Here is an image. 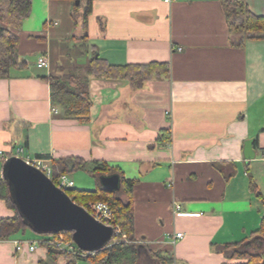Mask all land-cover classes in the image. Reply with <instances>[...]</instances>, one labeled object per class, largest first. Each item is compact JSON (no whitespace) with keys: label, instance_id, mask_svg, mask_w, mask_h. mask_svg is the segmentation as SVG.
Returning <instances> with one entry per match:
<instances>
[{"label":"crops","instance_id":"0c3cea01","mask_svg":"<svg viewBox=\"0 0 264 264\" xmlns=\"http://www.w3.org/2000/svg\"><path fill=\"white\" fill-rule=\"evenodd\" d=\"M247 4L264 16V0ZM84 6L34 0L15 30L19 65L0 78V150L21 145L50 165L66 157L105 163L134 181L135 237L146 251L174 264L245 263L217 247L250 237L264 218V39L231 32L222 0H93L86 26ZM42 55L49 67L38 66ZM93 57L115 66L168 64L170 74L138 89L91 76L89 121L67 118L52 105L45 77ZM249 140L253 160L245 157ZM217 163L232 165L229 178ZM174 202L183 207L178 214ZM14 216L0 198V220ZM36 237L27 230L0 240V264H68L44 245L17 249ZM143 251L137 264H154Z\"/></svg>","mask_w":264,"mask_h":264},{"label":"trees","instance_id":"16d2710c","mask_svg":"<svg viewBox=\"0 0 264 264\" xmlns=\"http://www.w3.org/2000/svg\"><path fill=\"white\" fill-rule=\"evenodd\" d=\"M34 0H0V78L8 77L12 67L19 65V42L20 38L15 32L22 27L23 22L31 15ZM78 2L79 0H70ZM84 24L93 13V0H84ZM226 12L229 30L233 33H241L247 39H264V16L254 14L247 0H222ZM78 6V5H77ZM81 40H86L83 37ZM170 66L168 64L153 63L149 65L115 66L105 59L93 57L80 73H71L58 76L52 74L45 77L51 86V102L54 107H62L67 118L87 122L90 119L91 99L89 92V78L91 76L102 78H124L130 81L134 88H142L144 84L153 78L168 77ZM215 166L221 170L227 178L230 173L226 172V166L231 164L217 163ZM54 170L53 181L58 184L61 174H71L78 171H88L95 175L98 180L101 176L119 174L121 188L118 191L106 190L101 184L93 191L71 189L68 195L77 204L87 207L90 203L99 201L110 203L117 218V224L121 227L122 234L114 235L111 245L97 251L96 260L101 264H122L124 259H132L138 263L146 248L136 241L134 230V204L132 190L134 181L126 180L115 169H111L105 163L98 161L87 162L79 157H66L52 163ZM233 175V174H232ZM231 175V176H232ZM252 190L261 198V192L257 189L254 181ZM122 195H127L124 199ZM0 198L6 201L7 206L15 211V216L0 220V240H8L20 232L31 230L25 223L16 204L9 193L8 184L0 178ZM69 240H73V232H64ZM39 235V234H37ZM43 237L50 235H41ZM52 257L65 256L68 264H75V257L64 251L46 246ZM230 260H246L238 264H264V218L258 230L250 237L233 244L218 246ZM154 264H174L171 256L161 253L146 251ZM41 264H47L41 262ZM229 264V263H227Z\"/></svg>","mask_w":264,"mask_h":264},{"label":"water","instance_id":"95a60500","mask_svg":"<svg viewBox=\"0 0 264 264\" xmlns=\"http://www.w3.org/2000/svg\"><path fill=\"white\" fill-rule=\"evenodd\" d=\"M245 157L255 159L253 140L245 144ZM2 178L26 225L39 235L73 232V240L83 251L97 252L108 247L115 230L96 219L84 206L73 201L42 170L21 157H10L2 168ZM101 185L109 191L121 188L119 174L100 177Z\"/></svg>","mask_w":264,"mask_h":264},{"label":"built area","instance_id":"2783aa9c","mask_svg":"<svg viewBox=\"0 0 264 264\" xmlns=\"http://www.w3.org/2000/svg\"><path fill=\"white\" fill-rule=\"evenodd\" d=\"M170 1V0H168ZM38 66L41 68L49 67L50 62L49 58L46 55L40 56L38 60ZM55 112H58V108L53 109ZM21 157L26 160L27 163L37 167L38 169L42 170L44 173L47 174L53 180L54 170L52 165H50L47 160L42 158H32L25 154V148L21 145L15 148V151L10 153H5L3 150H0V178H2V168L3 164L6 160L10 157ZM264 160V159H263ZM61 189L65 190L66 192L75 188V182L70 177L69 174H61L58 177V184ZM92 215L98 219L99 221L110 225L115 230V235H121L122 230L121 227L117 224V218L113 211L112 205L106 202H96L90 203L87 207H85ZM182 205L178 202L173 203V213L178 214L182 211ZM58 236V237H57ZM122 237L126 239V235L122 234ZM177 238L182 237V233H177L175 236ZM175 242V241H173ZM29 247L30 251H34L39 245L50 246L59 251H64L67 254H71L75 257V259H95L97 252H88L81 250L74 240H69L68 238L64 237V232L59 233L56 235H50L45 238L36 241H17V249L23 250L25 246ZM111 245V244H110Z\"/></svg>","mask_w":264,"mask_h":264},{"label":"rangeland","instance_id":"374dc122","mask_svg":"<svg viewBox=\"0 0 264 264\" xmlns=\"http://www.w3.org/2000/svg\"><path fill=\"white\" fill-rule=\"evenodd\" d=\"M85 67L86 66H69L68 70L65 71V74H64V71H60L59 73L56 72L55 74L58 76H63V75L71 74V73H77V72L80 73V70L84 69ZM57 70H58V68H57ZM66 72H68V73L66 74ZM70 177L74 180V182L76 184L75 189L93 191V190H96L100 185L98 179H96L95 177H93L92 175H90L86 172H81V171L80 172H74V173L70 174ZM122 197L124 199H127V195H122ZM33 233L36 234L35 232H33ZM64 237L67 238V236L65 234H64ZM42 238H45V237H43L41 235H37V237H36L37 240H40ZM122 264H137V263L134 260V258H132V259H124Z\"/></svg>","mask_w":264,"mask_h":264}]
</instances>
